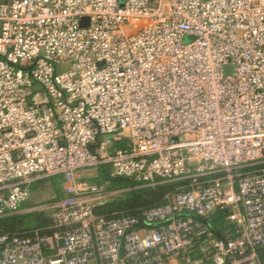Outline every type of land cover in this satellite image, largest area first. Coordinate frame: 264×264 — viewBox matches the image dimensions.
I'll return each instance as SVG.
<instances>
[{"label":"built area","instance_id":"obj_1","mask_svg":"<svg viewBox=\"0 0 264 264\" xmlns=\"http://www.w3.org/2000/svg\"><path fill=\"white\" fill-rule=\"evenodd\" d=\"M121 2L0 0V218H50L0 264H264V0ZM112 178L175 187L104 213Z\"/></svg>","mask_w":264,"mask_h":264},{"label":"trees","instance_id":"obj_2","mask_svg":"<svg viewBox=\"0 0 264 264\" xmlns=\"http://www.w3.org/2000/svg\"><path fill=\"white\" fill-rule=\"evenodd\" d=\"M101 178L106 180L108 177L104 170H101ZM111 185L114 187L132 188L136 184L125 178H112ZM173 184H160L155 187L142 186L129 189L125 195L114 201H110L105 206L100 207L104 213L113 211H129L138 207L157 205L163 202L165 195L174 189ZM212 223L222 222L224 214L220 211L213 215ZM50 218L46 224H49ZM45 223L38 219L36 212L33 214H16L0 218V234L3 233H26L28 229L42 227ZM45 224V226H46ZM260 256L264 258V247L259 250Z\"/></svg>","mask_w":264,"mask_h":264},{"label":"rangeland","instance_id":"obj_3","mask_svg":"<svg viewBox=\"0 0 264 264\" xmlns=\"http://www.w3.org/2000/svg\"><path fill=\"white\" fill-rule=\"evenodd\" d=\"M190 39H191L190 37H187V40H190ZM100 175H101V170H96V169L82 170V171L75 173V178L76 179L86 178L95 183H102V179L100 178ZM65 183L66 182L63 181L60 176L48 178L46 180L37 182L34 185V190H33L31 197L26 203V207L41 205L57 197L60 193V190L63 189V187L65 186ZM126 192H128V190H125L124 192L114 195L113 197H111V201L122 198ZM23 214H26V215L33 214V212H29V213L26 212ZM36 214L38 215V219L40 221L42 220L46 224L48 217H49L48 214L44 211H38L36 212ZM45 224L39 228H44L48 225L46 224L45 226ZM39 228L34 227L31 229H28L27 231H31V230L39 229Z\"/></svg>","mask_w":264,"mask_h":264},{"label":"water","instance_id":"obj_4","mask_svg":"<svg viewBox=\"0 0 264 264\" xmlns=\"http://www.w3.org/2000/svg\"><path fill=\"white\" fill-rule=\"evenodd\" d=\"M122 5L124 4V0H122ZM81 23H82V25H86L87 23H88V19H86V18H83L82 20H81ZM226 69L229 71L230 70V67L227 65L226 66Z\"/></svg>","mask_w":264,"mask_h":264}]
</instances>
